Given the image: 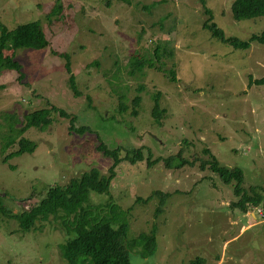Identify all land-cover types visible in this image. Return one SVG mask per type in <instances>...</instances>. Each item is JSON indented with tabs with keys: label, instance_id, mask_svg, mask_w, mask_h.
<instances>
[{
	"label": "rangeland",
	"instance_id": "obj_1",
	"mask_svg": "<svg viewBox=\"0 0 264 264\" xmlns=\"http://www.w3.org/2000/svg\"><path fill=\"white\" fill-rule=\"evenodd\" d=\"M231 2L0 0V22L12 29L38 19L49 40L43 50L16 51L23 76L0 71V114L22 119L50 106L67 114L50 111L45 130L31 127L24 133L36 145L31 153L4 161L18 145L5 151L0 146L2 205L20 214L43 197L45 186L63 185L92 167L105 173L111 158L98 150L101 144L119 146L120 155L131 147H142L146 155L147 148L151 166L144 159L121 161L111 197L90 196L93 205L127 209L126 241L156 225V250L146 257L130 250V264H193L199 259L194 264H264L261 208L245 213L231 208L232 184L207 166L199 167L213 155L220 165L240 168L244 186L264 185V84L252 82L264 76V44L235 50L203 25L210 17L226 37L241 39L264 29V16L234 20ZM54 52L69 55L77 97L68 86L65 61ZM140 59L143 70L130 73L131 60ZM121 92L126 109L118 116L113 111ZM136 95L140 100L132 115L130 100ZM153 99L156 114L150 113ZM2 119L0 133L6 128ZM180 151L187 163L168 168L163 158ZM154 190L170 193L157 215V195L136 200ZM36 228L24 232L16 218L0 213V264H65L59 245L68 234L59 221L38 220Z\"/></svg>",
	"mask_w": 264,
	"mask_h": 264
},
{
	"label": "trees",
	"instance_id": "obj_2",
	"mask_svg": "<svg viewBox=\"0 0 264 264\" xmlns=\"http://www.w3.org/2000/svg\"><path fill=\"white\" fill-rule=\"evenodd\" d=\"M200 1L205 6L204 0ZM58 6V4L55 5V9L52 10L51 14L57 12ZM230 11L233 19L237 21L261 17L264 16V0H232ZM205 12L211 16L208 8H205ZM47 16L49 17V14ZM203 25L205 29L210 31L212 37L231 45L235 50H247L250 48L252 42L264 44V29L250 35L247 39H241L236 36L226 37L224 31L214 21H211L210 17ZM48 45L49 40L38 19L17 24L12 29H9L4 23L0 22V71L4 68L12 69L19 73V77L23 76V72L21 71L22 66L15 59L16 51L19 49L43 50ZM158 49L159 46H156L154 51ZM154 53L158 55L157 62L160 63V55L158 52ZM54 55L65 61L64 68L67 73V83L73 95L77 97L80 91L76 87L77 84L71 69L69 55L67 53L55 52ZM130 66V73L133 70H143L145 61L140 59L139 63H136L134 60H131ZM147 66L151 69L153 63H147ZM168 74L171 80L174 82L177 80L175 71L171 70ZM253 81L255 84H264V76ZM87 98L88 100L91 99L90 96H87ZM122 98H124L123 92L118 95V100L121 103L114 105L113 112L116 115L126 109L125 104L121 101ZM139 100V95L133 96L130 100V113L132 115L136 113L134 107L139 104ZM152 103L154 105L150 113L156 114L158 112L157 100H154ZM50 111L56 112L59 116L67 115L64 111L57 110L54 106L25 113L22 119L15 113L9 114L5 112V114H0L6 125L4 129L6 133L4 135V131L0 133V136H4V138L1 137L0 139L2 150L5 151L9 146L18 145L16 150L5 155L4 161L24 152H33L36 147L34 141L23 135L31 127L45 130L50 125ZM83 129L88 128L84 127ZM98 150L111 158V164L105 173H102L96 167H92L77 176L71 177L63 185L53 184L45 186L47 188L43 197L20 214H11L0 202V213L16 218L19 227L24 232L30 231L32 228L37 229L36 221L38 220H46L50 217L57 219L68 234L65 243L59 245V251H61L65 264H130V250L137 251L142 257L151 256L154 250H156V225L152 224L149 232H139L135 238L126 241L127 222L123 216H126L127 209L118 208L114 203H107L106 209V202L100 205H93L90 202L92 194H105L108 198L111 197L110 189L115 178V168L119 162L126 161L134 164L144 159L145 165L151 166L154 160L150 159L149 150L146 148L147 154L143 155L142 147H131L125 150L123 155H120L119 146L109 148L104 144H101ZM203 151L209 154L208 149H204ZM163 161L168 168L172 166L181 168L187 163V160L182 157L181 151L176 155L163 158ZM205 166L211 172L216 173L224 183L232 184L234 199L231 200V208L244 213L252 208H264L263 184L257 182L244 186L242 170L238 167L228 168L227 166L220 165L213 155H211L210 160H201L199 164L200 169H205ZM169 194V192L154 190L141 200L137 196L136 200L146 202L152 195H157L160 198L157 207L154 208V215H157L162 211V205ZM103 212L110 216L103 215ZM118 215L121 216L120 221L116 220ZM261 218L264 219V217ZM197 262H200V259L192 261L193 264Z\"/></svg>",
	"mask_w": 264,
	"mask_h": 264
},
{
	"label": "built area",
	"instance_id": "obj_3",
	"mask_svg": "<svg viewBox=\"0 0 264 264\" xmlns=\"http://www.w3.org/2000/svg\"><path fill=\"white\" fill-rule=\"evenodd\" d=\"M259 208H261V210H260V212H259V216L260 217H264V208L263 207H256V208H252V210H256V209H259Z\"/></svg>",
	"mask_w": 264,
	"mask_h": 264
}]
</instances>
